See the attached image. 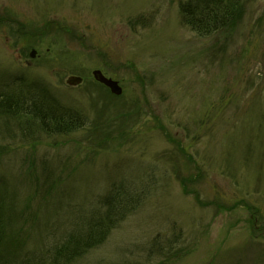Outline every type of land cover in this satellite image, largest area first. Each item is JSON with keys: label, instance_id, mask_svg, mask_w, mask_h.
Here are the masks:
<instances>
[{"label": "rangeland", "instance_id": "1", "mask_svg": "<svg viewBox=\"0 0 264 264\" xmlns=\"http://www.w3.org/2000/svg\"><path fill=\"white\" fill-rule=\"evenodd\" d=\"M179 1L0 0V93L45 85L85 117L32 144L0 117V191L23 205L39 162L59 178L32 199L40 211L23 245L46 251L123 183L143 193L139 207L73 264H264V0H245L211 37L181 23ZM173 232L181 259L147 256Z\"/></svg>", "mask_w": 264, "mask_h": 264}, {"label": "trees", "instance_id": "2", "mask_svg": "<svg viewBox=\"0 0 264 264\" xmlns=\"http://www.w3.org/2000/svg\"><path fill=\"white\" fill-rule=\"evenodd\" d=\"M244 1L180 0V21L197 35L211 37L232 28ZM31 88L29 91L33 94L0 96V117L10 119L14 123L13 135L23 136L32 144L37 140L46 142L54 137H65L84 127L85 117L81 110L61 105L45 85L32 83ZM39 163L41 170L37 169L36 173H32L36 166L27 173L30 189L24 197L27 202L23 205L7 189L0 191V264H73L89 249L103 243L111 228L136 210L143 197L140 190L125 189L123 183L112 184L101 196L102 208L92 211L87 221L69 225L61 233L58 243L46 251L43 249L39 252L35 248L32 250L22 242L27 240L30 232L34 230L33 225L38 217L35 219V216L37 211H40L35 205L34 209H31L32 199L40 194L43 201V194L46 195L51 189L55 190L59 183V178L53 174L51 176L50 173L47 175L43 162ZM48 197H51V194L46 196ZM41 203L42 210H45L49 208L50 203H55V200ZM5 229H8V232ZM174 233L177 232H173L169 239L161 240L156 237L147 249L150 253L147 256L151 257L157 251L158 261L173 263L181 259L186 250L182 248L183 239H180V234Z\"/></svg>", "mask_w": 264, "mask_h": 264}, {"label": "water", "instance_id": "3", "mask_svg": "<svg viewBox=\"0 0 264 264\" xmlns=\"http://www.w3.org/2000/svg\"><path fill=\"white\" fill-rule=\"evenodd\" d=\"M93 76L97 81L108 86L110 88V90L112 92H114L115 94H119L121 92V88L118 86L117 82L110 79V78L105 77L99 70H94ZM80 80H81V78L78 76H70L67 79V83L77 84L80 82Z\"/></svg>", "mask_w": 264, "mask_h": 264}]
</instances>
